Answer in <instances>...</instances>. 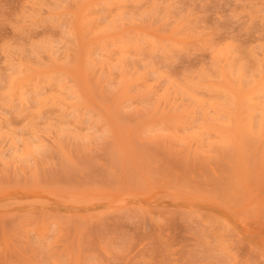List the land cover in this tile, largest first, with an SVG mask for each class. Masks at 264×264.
<instances>
[{
	"label": "rangeland",
	"instance_id": "374dc122",
	"mask_svg": "<svg viewBox=\"0 0 264 264\" xmlns=\"http://www.w3.org/2000/svg\"><path fill=\"white\" fill-rule=\"evenodd\" d=\"M0 264H264V0H0Z\"/></svg>",
	"mask_w": 264,
	"mask_h": 264
}]
</instances>
